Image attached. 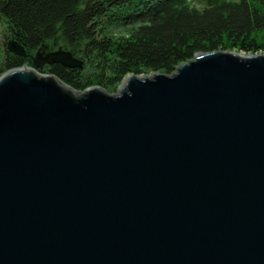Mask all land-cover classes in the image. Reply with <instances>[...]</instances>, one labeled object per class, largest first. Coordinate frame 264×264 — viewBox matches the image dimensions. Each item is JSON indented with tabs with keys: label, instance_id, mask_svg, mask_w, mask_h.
<instances>
[{
	"label": "water",
	"instance_id": "1",
	"mask_svg": "<svg viewBox=\"0 0 264 264\" xmlns=\"http://www.w3.org/2000/svg\"><path fill=\"white\" fill-rule=\"evenodd\" d=\"M6 50L31 65L0 76V264H264V53L107 94L37 70L82 68L65 48Z\"/></svg>",
	"mask_w": 264,
	"mask_h": 264
},
{
	"label": "trees",
	"instance_id": "2",
	"mask_svg": "<svg viewBox=\"0 0 264 264\" xmlns=\"http://www.w3.org/2000/svg\"><path fill=\"white\" fill-rule=\"evenodd\" d=\"M0 23V76L31 65L6 50L9 38L27 53L51 41L83 60L82 68L37 70L80 91L112 89L127 74H171L198 52L264 53V0H0ZM113 26L124 34L113 35Z\"/></svg>",
	"mask_w": 264,
	"mask_h": 264
},
{
	"label": "rangeland",
	"instance_id": "3",
	"mask_svg": "<svg viewBox=\"0 0 264 264\" xmlns=\"http://www.w3.org/2000/svg\"><path fill=\"white\" fill-rule=\"evenodd\" d=\"M123 28H124L123 26H113L110 29H111L113 35L119 36L120 34H124ZM5 35H6L5 30L0 23V44L3 43V41L5 40ZM258 37L260 38L261 35L258 34ZM57 47L58 46L55 45L53 42H51V41L49 42V48L50 49H56ZM229 51H236V50H229ZM119 87H120V83L112 89H107V90L105 89V91L107 94H115L119 91Z\"/></svg>",
	"mask_w": 264,
	"mask_h": 264
},
{
	"label": "bare ground",
	"instance_id": "4",
	"mask_svg": "<svg viewBox=\"0 0 264 264\" xmlns=\"http://www.w3.org/2000/svg\"><path fill=\"white\" fill-rule=\"evenodd\" d=\"M62 86H64V85H62ZM64 87L67 88L68 90H70V91L73 92V93H82V92H79V91H75V90L69 89V88L66 87V86H64Z\"/></svg>",
	"mask_w": 264,
	"mask_h": 264
},
{
	"label": "flooded vegetation",
	"instance_id": "5",
	"mask_svg": "<svg viewBox=\"0 0 264 264\" xmlns=\"http://www.w3.org/2000/svg\"><path fill=\"white\" fill-rule=\"evenodd\" d=\"M49 50H53V49H50V48H49Z\"/></svg>",
	"mask_w": 264,
	"mask_h": 264
}]
</instances>
